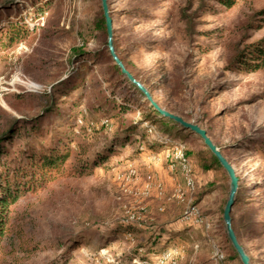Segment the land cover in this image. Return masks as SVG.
Wrapping results in <instances>:
<instances>
[{"label":"rangeland","instance_id":"1","mask_svg":"<svg viewBox=\"0 0 264 264\" xmlns=\"http://www.w3.org/2000/svg\"><path fill=\"white\" fill-rule=\"evenodd\" d=\"M45 1L16 0L12 9L3 11L4 21L24 17L37 29L27 41L0 53V115L21 118L42 112L38 96L50 92L52 85L60 84L59 91L65 92L59 82L70 81L80 70L86 72L85 82L73 80L68 94L57 97L58 112L66 117L50 118L53 128L67 130L60 121L66 125L73 112H81L79 125L94 126L100 142L105 132L101 127L110 134L115 128L105 115L93 113L91 104L104 94L117 102L137 99L113 70V60L93 55L83 59L86 63L70 62L73 47L88 54L105 48V41L87 29L89 19L98 15L99 1L56 0L50 12L37 14ZM108 2L115 11L113 27L121 55L163 109L199 124L219 145L230 146L224 153L240 178L242 194L234 209L237 225L240 218L248 222L256 212L248 234L241 229V241L254 264H264V226L259 229L264 223V70L242 75L229 69L243 35L250 34L248 41L264 37V26L246 28L258 18L264 0H236L233 7L216 0ZM191 30L197 32L194 39ZM134 107L133 118L138 119L142 109ZM143 126H149L153 140L162 136L160 127ZM73 129L80 133L79 126ZM172 138L177 145L149 149L143 143V151L133 159L139 143L116 148L109 169L95 167L92 174L60 180L19 201L15 220L26 224L40 245L30 257L21 255L20 264H51L57 259L60 264L64 259L68 264H162L160 257L168 251L179 257L167 264H239L238 259H228L232 249L221 220L230 179L223 169L204 172L198 158L184 161L185 148L202 147L195 135L181 131ZM201 192L205 193L198 198ZM128 221L143 228L162 226L174 236L160 242L158 249L166 247L160 256L127 259L123 253L138 242L130 241L125 232L111 231ZM145 230L139 242L149 240L152 231ZM107 238L114 241L99 250Z\"/></svg>","mask_w":264,"mask_h":264},{"label":"trees","instance_id":"2","mask_svg":"<svg viewBox=\"0 0 264 264\" xmlns=\"http://www.w3.org/2000/svg\"><path fill=\"white\" fill-rule=\"evenodd\" d=\"M55 1L56 0H46L44 4L40 6L37 14L50 12L55 6ZM65 1L66 0H60V2ZM98 1L100 7L98 15L89 19L92 23L89 24L90 26L87 29L98 36L101 41H105V48L88 54L83 48L73 47L70 56V62L72 64L83 61V59L93 55L95 58L107 57L108 59L113 60L107 46L108 32L102 2L101 0ZM216 1L225 7H233L236 4V0ZM15 2L16 0H0V53L14 49L21 42L27 41L29 36L37 29L36 27L32 29V26L26 22L24 17L18 18L15 21H4L3 11L10 6H13ZM109 9L114 24L115 11L110 5ZM138 11L143 14L148 13V11L143 8H139ZM151 13L154 15V11ZM257 15L258 18L249 22L246 26L247 29H259L264 26V8L259 10ZM196 34L197 32L195 30H191V39H194V35ZM210 35L211 34L208 36ZM118 36V32L113 27V42L115 50L126 69L131 72L137 80H139L137 75L128 67L124 57L119 51ZM250 37V34L243 35L237 46L235 56L229 66V69L233 72H238L244 75L264 70V37L248 41ZM136 43L137 42L134 44ZM83 62L86 63V61ZM112 68L118 75H120V79H123V82L134 91V96L137 101H135L136 103L133 102L134 104L130 103L132 100L117 102L114 99L108 98L107 94H104L105 96H100L98 102L91 104L90 110L98 116L99 114L105 115L109 122L114 124L115 128L113 133L110 134L106 132L104 126L101 127V130L105 132L101 136L100 142L95 140L97 139L96 135L98 130L94 126L89 128L87 126L79 125L78 121L80 118H78V115L81 112H73V116H71V119L66 125H64V121H60V126L67 127V130L53 128L54 119L50 118L52 114L59 115L61 119L66 117L67 114H65V112H58L59 104H57V97L58 95L63 96L68 94L70 87L73 85V80L75 81V79L79 78L81 83L85 82L84 76L86 72L80 70H77L72 75L73 79L70 81L65 82L63 80V82H59L63 87H66V90H63L65 92L59 91L60 84L52 85L50 92L46 91L41 94V96H38L40 99L39 102L44 107L42 112H37L35 115L21 118L13 116L7 112L0 115V264H20L21 255L30 257L40 248L39 242H36L34 237L31 236L26 229V224L22 222L19 223L15 220L16 216L14 215H17L16 207L19 201L30 195H38L48 189L51 184L57 183L60 180L81 178L87 174H92L95 167L109 169L107 163H109L111 157L116 154V148L139 143L136 150L133 151V154L130 156L133 159V157L138 156L143 151V143H146L145 145L149 149H154L158 146L171 145V143L177 145L178 142L174 140L172 142V136L176 132L184 131L185 133L195 135L202 143V147L200 148L184 149L185 157L188 162H191V158L195 157L199 159L198 163L201 165L204 172L217 168L225 171L217 157L204 144L203 139L198 134L183 127L175 120L162 115L146 98L145 94L134 85L127 76L123 78V75L125 74H123L121 69L115 63ZM139 81L148 89L153 100L163 109V106H161L160 102L154 97L152 89L143 81ZM78 100L80 101V98ZM141 102L144 104L140 105ZM134 105H139L142 109L140 110L142 112H139L141 115L138 119L133 118V114L136 113L133 112L135 111L133 110V108H135ZM46 119L50 120H48L49 125L45 127L44 122ZM144 123L160 127L162 136H159L156 140L150 138L148 132L150 128L149 126L144 127ZM74 126L80 127V133L73 129ZM141 127H143V129ZM174 131L175 133H173ZM206 131L208 135L211 136L209 131ZM182 135L185 136L186 134L183 133ZM17 139L22 140V143L17 145ZM212 140L221 149L224 156H226L224 150L230 148V146L223 147L214 139ZM263 142L264 141H262V143ZM261 149L264 150V145ZM225 173L227 174L226 171ZM227 177L229 178L228 174ZM203 193L205 192H201L198 198H200ZM241 195L239 178V188L231 212L232 226L236 232L238 240L244 247L245 251L248 252L241 241V229H245V232L248 234L250 231L249 225L254 223L253 220L256 219V212L251 213L249 217L250 221L248 222L244 221L243 218H240V224L237 225L234 216V209L241 201ZM221 220L224 221L223 216ZM263 226L264 223L259 224V229ZM144 229H146L145 232L152 231V234L146 242H139L140 234L141 232H144ZM111 232L115 234L125 232L128 234V239L130 241H137L138 243L135 248L125 251L123 256L127 259L139 257L142 261L151 260L156 256H160L164 251V248H166L163 246L162 249H158L160 242L164 238L170 239L174 236V234L170 232L165 233V228L162 226H158L156 229L151 227L143 228L136 225L135 222L130 221L127 223H118L115 228H112ZM91 233L92 232H89L88 235ZM69 237L73 238V233H71ZM225 239L232 249L231 255L228 259H238L239 264H242L240 257L233 248L229 238L226 236ZM113 241L112 238H107L105 243L99 246V250L108 247ZM146 248H148L147 251H145ZM178 257L179 256L174 257L175 262H177L176 260ZM250 261L251 264H254V259L251 255ZM61 262L62 264H68L66 259L61 260ZM51 264H60L59 259L53 261Z\"/></svg>","mask_w":264,"mask_h":264},{"label":"water","instance_id":"3","mask_svg":"<svg viewBox=\"0 0 264 264\" xmlns=\"http://www.w3.org/2000/svg\"><path fill=\"white\" fill-rule=\"evenodd\" d=\"M103 10H104V16L106 19V26H107V32H108V50L109 53L114 60L115 64L121 69L123 74L127 76V78L136 85L146 96V98L155 106V108L164 116L169 117L179 124H181L183 127L192 130L196 134H198L204 141V144L213 152V154L217 157L220 164L223 166L225 171L227 172L229 178H230V191L228 195L227 202L224 207L223 211V219L226 227L227 236L237 252V254L240 257V260L242 264H251L250 256L245 251L244 247L238 240V237L236 235V232L232 226V208L236 200V194L239 188V178L236 174V170L234 166L228 161V159L223 155L221 149L213 142V140L208 135L206 129L202 128L196 123H191L186 121L183 117L176 115L174 113H171L165 109H162L159 107V105L153 100L150 92L148 89L140 82L138 81L125 67L122 60L119 58L113 42V20L110 15V9L108 5V0H101Z\"/></svg>","mask_w":264,"mask_h":264},{"label":"built area","instance_id":"4","mask_svg":"<svg viewBox=\"0 0 264 264\" xmlns=\"http://www.w3.org/2000/svg\"><path fill=\"white\" fill-rule=\"evenodd\" d=\"M184 159V161L187 163V160H186V158L184 157L183 158ZM190 185H192L193 186V183H190ZM162 257H160L161 258V260H160V262L162 263V264H167V263H169V262H174V263H176L175 262V259H174V254H172L171 252H164L162 255H161ZM135 261H138L137 259H134Z\"/></svg>","mask_w":264,"mask_h":264}]
</instances>
